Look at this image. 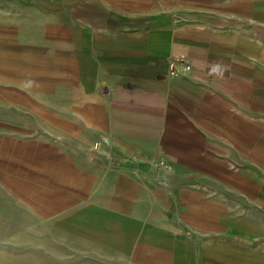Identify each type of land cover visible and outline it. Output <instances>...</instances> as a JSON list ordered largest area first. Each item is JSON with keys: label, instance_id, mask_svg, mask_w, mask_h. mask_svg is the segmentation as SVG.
<instances>
[{"label": "crops", "instance_id": "obj_1", "mask_svg": "<svg viewBox=\"0 0 264 264\" xmlns=\"http://www.w3.org/2000/svg\"><path fill=\"white\" fill-rule=\"evenodd\" d=\"M21 2V86L54 88L71 135L130 159L65 163L67 206L91 200L81 230L135 263L264 264V0ZM142 157L168 164L161 184Z\"/></svg>", "mask_w": 264, "mask_h": 264}, {"label": "rangeland", "instance_id": "obj_2", "mask_svg": "<svg viewBox=\"0 0 264 264\" xmlns=\"http://www.w3.org/2000/svg\"><path fill=\"white\" fill-rule=\"evenodd\" d=\"M21 1L0 0V264H142L83 232L79 224L86 223L85 215H71L91 200L67 206L64 197L74 187L71 167L65 163L89 162L98 175L130 159L111 152L100 140L87 146L71 135L56 115L66 109L55 103L54 88L45 93L42 89L39 96V88L21 86L23 73L28 72L23 71L22 60L17 64L13 57L22 54L24 37L37 32V27L14 17ZM34 75L31 72L32 81ZM138 162L143 169L152 163L149 179L164 181L167 163L146 157Z\"/></svg>", "mask_w": 264, "mask_h": 264}, {"label": "built area", "instance_id": "obj_3", "mask_svg": "<svg viewBox=\"0 0 264 264\" xmlns=\"http://www.w3.org/2000/svg\"><path fill=\"white\" fill-rule=\"evenodd\" d=\"M169 65L170 76L175 77L180 75L183 71L191 69V65L188 64L183 57L171 58ZM164 161H162L163 163Z\"/></svg>", "mask_w": 264, "mask_h": 264}]
</instances>
